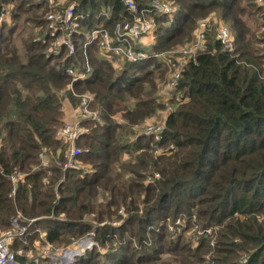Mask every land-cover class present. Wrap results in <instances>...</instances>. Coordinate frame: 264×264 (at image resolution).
I'll return each instance as SVG.
<instances>
[{"label": "trees", "instance_id": "1", "mask_svg": "<svg viewBox=\"0 0 264 264\" xmlns=\"http://www.w3.org/2000/svg\"><path fill=\"white\" fill-rule=\"evenodd\" d=\"M76 1L87 17L78 22L83 28L70 53L55 52L48 35L33 36L43 23L40 5L0 0V236L13 217L21 225L37 218L34 224L56 246L94 230L100 249L72 264H264V15L257 16L264 8L256 11L253 0H162L173 13H149L156 30L147 58L115 68L95 55L94 42L83 46L85 32L111 29L131 17L129 10L123 0ZM134 2L141 9L150 0ZM211 11L231 31L232 49H223L211 20L205 49L184 66L181 102L164 115L159 141L135 135V126L163 108L151 76L159 68L149 61L193 41ZM25 28L19 39L16 31ZM69 70L86 76L72 81ZM69 83L78 94H93L103 120L82 122L90 133L78 139L82 152L75 160L87 170L62 169L63 154L40 164L43 147L61 144L55 131L64 122L66 97L77 103L62 92ZM143 85L157 90L153 98H144ZM122 111L116 122L112 116ZM159 146L171 147L154 154ZM17 171L24 176L9 196V176ZM155 173L158 179L143 182Z\"/></svg>", "mask_w": 264, "mask_h": 264}, {"label": "built area", "instance_id": "2", "mask_svg": "<svg viewBox=\"0 0 264 264\" xmlns=\"http://www.w3.org/2000/svg\"><path fill=\"white\" fill-rule=\"evenodd\" d=\"M39 2L40 0L35 1L33 5H40ZM123 2L127 7L129 6V12L131 17H134V19H132L130 24L125 25L115 33V43L113 44L111 42L110 34L104 31V26L102 25H97L90 31H87L86 38L83 43V46L86 47L85 45H88L91 42H98L100 46V49H98L102 52V57L113 65H116L117 62L120 63V60L123 63H138L148 56V52L145 49H135L132 46L133 41L140 35L149 36L151 40L150 44L154 42L153 34L156 30V26L152 22L144 21L140 15L141 13H150L151 11L166 15L173 13V7L169 3L162 0H150L148 7L146 6L141 9H139L136 3L132 0H123ZM75 13L76 10L74 5H70L68 7L65 20H62L57 15L49 16V21L52 22L54 19L58 21V23H51L49 26L52 28L53 33H56L57 35V38L51 47L55 52H57L61 47H65L70 53H73L74 45L72 38L78 33L74 27H77L78 22L87 17L86 15L75 16ZM213 23L217 24L218 22L214 20ZM210 25L209 20H202L198 22L195 30V39L191 43L187 44V47L182 50L181 58L177 62V68L171 73L168 84L162 91L161 96L163 98L168 100L175 99L177 103L181 102L182 95L177 92V85L181 73L188 61L192 60L193 63L196 62V52H200L205 49V31ZM60 33H64L66 38H61L59 35ZM216 39L219 40L223 49H232L233 35L227 26L218 25L216 27ZM123 63L120 64V67ZM69 73L73 74L72 81H76L86 76L84 73L75 75L72 70H69ZM65 90H70L72 91V94L75 95L72 90L71 83L65 86L64 91ZM78 98L79 117L73 122L63 123L62 126L55 131V137L58 140H62L68 146L67 150L63 153L65 162L62 165V169L79 167L75 159L82 152V149L77 145V141L82 135L90 133L89 128L83 126L82 122L84 120L98 123L101 122L97 113L88 108L92 97L80 94L78 95ZM162 128L163 126H156V128L145 127L142 129L140 134L147 136L152 135L153 140L159 141ZM170 147L171 146L162 148L159 146L153 150V153L166 154ZM52 158V153L46 154V148H43L40 153V164L47 166ZM56 163L60 165L59 162ZM23 176L24 174L19 171L9 176V181L12 186L9 196L15 193L16 186ZM262 217L263 216H259V218ZM17 219V217L11 218L10 229L3 232L0 236V264H29L30 262L38 263V261H42V264H72L86 251L93 248L98 250L100 249L99 244L95 240V233L93 229L81 237L72 239L69 244L59 247L47 241L45 230H41L34 224L37 218L29 219L26 224L22 225L19 224ZM177 222L182 224L180 220ZM31 225L33 226V230L29 231V227ZM194 227H196V225H194ZM26 233L28 236L37 234V237L33 238L31 241H29L28 238H21ZM204 233H211V229L209 228L204 231H197L198 236ZM17 240L21 241V245L13 249L12 246Z\"/></svg>", "mask_w": 264, "mask_h": 264}, {"label": "rangeland", "instance_id": "3", "mask_svg": "<svg viewBox=\"0 0 264 264\" xmlns=\"http://www.w3.org/2000/svg\"><path fill=\"white\" fill-rule=\"evenodd\" d=\"M23 1H24V3L26 5H28V4L29 5H33V3H35V1H39V0H23ZM132 1L134 2V0H132ZM16 2L19 3L20 0H16ZM253 2H255V4L257 5V7L254 6V8H256L255 9L256 11H258L257 8H260V6L262 8H264V0H253ZM39 3H40V6H41V10H44V13L42 14L43 23H42V25L37 26L35 28V30H32V34L37 39H39V38L40 39H45L47 37V35H48L50 37L49 38V46L52 47V45L54 44V42H55V40L57 38V35H56V33H53L52 28H50L49 26H50L51 23H53V24L54 23H58V21L56 19H54L52 22L49 21V19H48L49 16L50 15H57L62 20H65L66 14L68 12V7L70 5H74L75 10H78V5L79 4H78V2L76 0H40ZM6 7H7L6 8V11L7 12H9V11L11 12L12 10H14V5H12V4L11 5H7ZM128 7H127V9H128ZM107 9L108 8H106V10ZM39 12H38V14H39ZM258 12H257V16H260L262 14L264 15V9H262L261 11H258ZM76 15L77 16L79 15V13L77 11L75 13V16ZM140 15H141V17L143 18L144 21L152 22L155 25L152 17L148 16L149 13H141ZM24 17L25 16L23 15L22 17L18 18L17 19V22H19L20 24L23 25V22L22 21H23V18ZM92 18H95V17L93 16ZM132 19H134V17L133 18L130 17L129 19H125V20L118 21L117 23H115L112 26L111 29L108 26H105L104 27V31L106 33L108 32L110 34V36H111V42L113 44L115 43V38H114L115 33L119 29H121L122 27H124L125 25L130 24V22L132 21ZM202 20H209V21L213 20V22L215 20V21L218 22V21H221V18H219V16H217L215 13H212V11H211L209 14L206 15L205 18L201 19L200 21H202ZM247 23L252 26L251 19H248L247 18ZM118 24H120V25H118ZM80 25L81 24H79V26L77 25V27H74V28H76V30L78 32L82 31L81 28H83ZM95 25H97V23ZM218 25L219 26H224V25H221L220 22L218 23ZM31 26L27 24V28H29ZM90 30H91V28H90ZM19 31L21 32L20 33L21 35L18 38L19 39H20V37L26 38V34L28 33V30L25 28V29H19L16 32H19ZM262 31H264V29H262ZM85 33H87V32H85ZM59 35H60L61 38H66V36H65L64 33H60ZM14 36H15V34H14ZM13 40H14V37H13ZM72 40H73V45L75 47L76 41L74 40V37L72 38ZM153 40L155 42V34H153ZM150 41L151 40H150V37L149 36L140 35V36H138L133 41L132 46L135 49H141V50H144L145 49L147 52H150L151 50L149 51V49L152 47V44L154 43L153 42L152 44H150ZM14 42L17 43L16 41H14ZM191 42L190 41L189 42L187 41L185 43H181V44L176 45V46H174L172 48H169V49H167L165 51H162V52L156 54L153 57L154 58L153 60L149 61V62L154 63L159 68L157 70H154L153 71V74L151 76H152L153 84H154V86L158 90V92H157V90H155L157 92V101L158 102L161 101V103H163V108L160 111H158V113H155L153 116L145 119L143 122H141L140 124H138L137 126H135L134 127V130H133V133L135 135L137 133H140L142 131V129L145 128V127H153V128H156V126L162 127L163 126L162 124H164V115H166L168 112H170L171 109L173 110L174 106H176V107L179 106L178 105L179 103H176V100L175 99L168 100V99L163 98L161 95H162V91L165 89V87L168 84V80H169V78L171 76V73L177 68V62L181 58L182 50L185 47H187V44H189ZM94 43L96 44V48L97 49L98 48L100 49L99 43L98 42H94ZM85 46H87V45H85ZM99 49H98V52L97 51L95 52V55L100 57V56H102V52ZM144 60H142V61H144ZM122 63L123 62L120 60V63L117 62V64L116 65H113V66L115 68H119L120 67V64H122ZM151 66L152 65H150L149 67H151ZM65 86L63 87L62 92L67 91V92H71L72 93V91H70V90H65L64 91ZM143 88H144V93H145L144 98L148 99V98H153L154 97V95H155V91L154 90H153L154 91L153 92L150 89H148V86L147 85H143ZM73 92L75 94L73 96L77 99V103L75 105H73V103L66 97V99L64 101V104H63V107H64V117H63L64 122L63 123H65V122H73L80 115L79 114V110H78V103H79L78 95H80V94L76 93L75 90H73ZM81 94L88 95V96H91L92 97V100H91L90 104L88 105V108L90 110L96 112L97 115H98V117L100 118V120L102 122L103 120L101 118L100 110L98 108H96V107L93 106V104L95 102V97L93 96V94H91L89 92H83ZM127 104L128 105H126V107H130L131 106V104L129 102ZM123 111H125V110H123ZM123 111L122 112H118L117 114H115V115L112 116L115 119L116 122H119L121 120V118H122L121 117V114L123 113ZM62 124L59 127H61ZM59 141L61 142L62 146H61V144L60 145L58 144L59 145V146L57 145L58 147L56 145L54 146V147H57V149H53V148L51 150L46 149V154L52 153L53 158H55V159L58 158L57 156H59V154H63L67 150V147H68L67 144L64 143L62 140H59ZM43 148H45V147H43ZM39 158H40V155H39ZM78 165H79L80 168H84L86 170L88 168V166H86V164H78ZM158 178H159V175H157L156 173L153 176L147 175L145 177V179H144L143 182L146 184L148 181H153V180L158 179ZM98 200L99 201L101 200V196H98ZM256 218H257V216H256ZM259 219H261V218H259ZM86 222H88V224H89L90 223V219H87ZM90 231H92V230H90ZM74 239H76V238H74ZM213 242L214 241L212 240L210 243L213 244ZM64 245H67V244H64ZM64 245H58V246L61 247V246H64ZM211 253H212V251L210 250L209 253L205 255L206 260H208L207 262H209V259L211 258V255H212ZM209 263H206V264H209Z\"/></svg>", "mask_w": 264, "mask_h": 264}]
</instances>
